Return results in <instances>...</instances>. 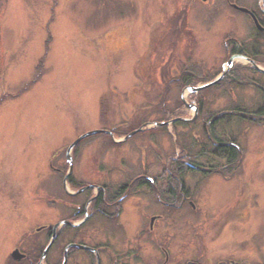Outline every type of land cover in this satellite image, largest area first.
<instances>
[{"label":"rangeland","instance_id":"374dc122","mask_svg":"<svg viewBox=\"0 0 264 264\" xmlns=\"http://www.w3.org/2000/svg\"><path fill=\"white\" fill-rule=\"evenodd\" d=\"M233 1L264 7V0H0V264L8 257L12 264L15 240L31 241L43 224L66 217L76 224L82 197L63 188L74 167L83 175L77 186H116L203 152L208 130L195 121L196 101L203 116L239 103L257 108L250 82L264 78L234 54L244 43L248 52L264 50V37ZM245 117L231 113L208 127L241 152L192 186L196 209L178 204V262L264 264V117Z\"/></svg>","mask_w":264,"mask_h":264},{"label":"flooded vegetation","instance_id":"af4514ba","mask_svg":"<svg viewBox=\"0 0 264 264\" xmlns=\"http://www.w3.org/2000/svg\"><path fill=\"white\" fill-rule=\"evenodd\" d=\"M236 4L233 1L230 5L248 15L253 21L256 36L264 37V7L256 11L251 6L239 5L249 10L244 12L237 9ZM245 45H242V53L234 55L250 58L264 69V50L261 49V44L252 53L245 49ZM253 70L264 78V73L255 66ZM250 83L260 94L257 108L251 111H246L239 103L232 111L203 116L196 101L195 121L202 123V128L208 130L209 142L201 146L203 152L197 151L191 155L185 153L184 157L170 165L159 163L154 168V173L149 168L135 176L131 175L132 177L116 186L101 181L77 186L82 171L79 169L76 175L72 174L75 172L74 167L70 174L63 177L62 185L64 188L65 183H68L73 188L72 192H67L66 187L64 188L69 197H82L75 204L78 205L73 216V220H77L76 224L66 217L36 228L34 236L28 239L31 241L17 238L9 251V256L14 261L12 264H183L178 262V204L184 206L189 203L196 209L197 205L192 201L196 191L192 186L199 184L201 178L213 172L215 165L224 169L226 164L232 163L230 153H236L237 158L241 152L240 145L235 141L224 138L222 141H214V135L211 134L216 133L217 129L214 131L208 127H216L219 123L229 121L228 114L231 113L246 116L250 120L264 117V82L255 80ZM218 158L223 162L217 163ZM135 195L140 203L130 199ZM126 206L129 208L126 209ZM138 208L141 209L138 211ZM151 208L153 209L150 210ZM126 216L129 218H123ZM107 221L110 222L109 225H102ZM96 223L100 226L88 231V227ZM107 226L110 229L106 232ZM16 250L21 256L19 260L13 257ZM9 261L8 257L2 264H8Z\"/></svg>","mask_w":264,"mask_h":264},{"label":"water","instance_id":"95a60500","mask_svg":"<svg viewBox=\"0 0 264 264\" xmlns=\"http://www.w3.org/2000/svg\"><path fill=\"white\" fill-rule=\"evenodd\" d=\"M235 7L237 8V9H239V10H241V11H244V12H249V10L248 9H246V8H243V7H240V6H237V5H235ZM254 17V16H253ZM246 58V57H245ZM247 60H249L252 64H254V66L257 68V69H259L261 72H263L264 73V69H261L259 66H257L256 65V63L253 61V60H250V59H248V58H246ZM229 65H231V63L229 64ZM222 77H220L219 79H217V80H215V81H212V82H210V83H207V84H205V85H203V86H201V87H199V88H195L196 90L197 89H203V88H205V87H209V86H211V85H213V84H216L217 82H219V80L221 79ZM161 124H163V123H161ZM165 124V123H164ZM98 132H102L101 130H96V131H92V132H90V133H88V135H90V134H93V133H98ZM104 132V131H103ZM133 134V133H132ZM20 254H19V251L18 250H16V251H14L13 252V257L15 258V259H21V256H19Z\"/></svg>","mask_w":264,"mask_h":264},{"label":"trees","instance_id":"16d2710c","mask_svg":"<svg viewBox=\"0 0 264 264\" xmlns=\"http://www.w3.org/2000/svg\"><path fill=\"white\" fill-rule=\"evenodd\" d=\"M241 45V44H240ZM237 49H235V52L236 53H242V46L241 47H236ZM230 79H232V80H234L235 81V79H233V78H230ZM213 137H212V139H214V141H222V139H220L217 135H215V133L214 134H211ZM230 155H231V159L233 160L234 158H236V153H234V152H232V153H230Z\"/></svg>","mask_w":264,"mask_h":264}]
</instances>
